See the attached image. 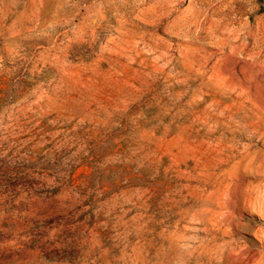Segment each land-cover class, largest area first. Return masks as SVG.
I'll return each instance as SVG.
<instances>
[{"label": "rangeland", "instance_id": "rangeland-1", "mask_svg": "<svg viewBox=\"0 0 264 264\" xmlns=\"http://www.w3.org/2000/svg\"><path fill=\"white\" fill-rule=\"evenodd\" d=\"M264 0H0V264H264Z\"/></svg>", "mask_w": 264, "mask_h": 264}, {"label": "trees", "instance_id": "trees-1", "mask_svg": "<svg viewBox=\"0 0 264 264\" xmlns=\"http://www.w3.org/2000/svg\"><path fill=\"white\" fill-rule=\"evenodd\" d=\"M261 11H264V9L262 8Z\"/></svg>", "mask_w": 264, "mask_h": 264}]
</instances>
